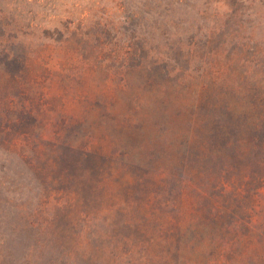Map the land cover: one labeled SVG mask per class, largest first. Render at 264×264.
Segmentation results:
<instances>
[{
    "label": "rangeland",
    "instance_id": "374dc122",
    "mask_svg": "<svg viewBox=\"0 0 264 264\" xmlns=\"http://www.w3.org/2000/svg\"><path fill=\"white\" fill-rule=\"evenodd\" d=\"M0 264H264V0H0Z\"/></svg>",
    "mask_w": 264,
    "mask_h": 264
},
{
    "label": "trees",
    "instance_id": "16d2710c",
    "mask_svg": "<svg viewBox=\"0 0 264 264\" xmlns=\"http://www.w3.org/2000/svg\"><path fill=\"white\" fill-rule=\"evenodd\" d=\"M230 133V132H229ZM242 140H245L244 138H242ZM190 141V140H189ZM229 144V143H228ZM228 144L227 143H223L222 144V146H221V148H220V151H219V154L221 153V151L223 150V149H225L226 147H228ZM106 155H104V157H105ZM128 156V153H124V154H122V158H125V157H127ZM210 157H211V159L213 160L214 159V155H210ZM129 158L130 157H127L124 161H126V162H124L123 163V166L122 167H115V166H111L110 168H108V170H107V175H115V176H122V175H129V176H131L132 177V180H136L134 177H136V176H138V175H135V173H137L138 171H140L142 168H143V166H140V164H138L137 163V161H135L134 163H130L129 162ZM229 157H227V156H225L224 157V160H222L223 162H222V166H221V168H220V173H219V176H218V178L216 179H214V178H212V177H210L209 176V182H211L212 184H214V186H215V188L217 187V186H222V188L223 189H227V187L229 186V185H231V183H232V180L229 178H226L225 179V177H224V175L225 174H227L228 173V168L230 167V163L228 162V159ZM223 159V158H222ZM209 170H213L212 168H209ZM121 171L123 172V174L121 175ZM164 171L165 170H163V169H157V170H155L154 172H150V171H148L147 173H143L140 177H138L137 179H138V181H140L143 185H146V183H151V184H159V183H163L164 181V174H166V173H164ZM141 172V171H140ZM116 173V174H115ZM166 175H169L170 177H175V178H177L179 181H180V183H183V182H185L184 180V176H183V174H176V175H174V174H171L170 172L169 173H167ZM179 176H183V178H179ZM223 177H224V179H223ZM229 177V176H228ZM102 182H104L105 180H104V178H102V180H101ZM156 184V185H157ZM163 186V185H162Z\"/></svg>",
    "mask_w": 264,
    "mask_h": 264
}]
</instances>
